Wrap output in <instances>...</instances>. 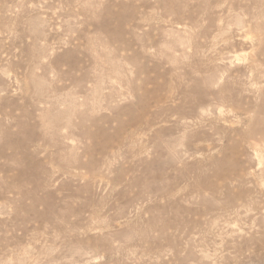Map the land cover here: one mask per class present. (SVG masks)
I'll list each match as a JSON object with an SVG mask.
<instances>
[{"label": "rangeland", "instance_id": "obj_1", "mask_svg": "<svg viewBox=\"0 0 264 264\" xmlns=\"http://www.w3.org/2000/svg\"><path fill=\"white\" fill-rule=\"evenodd\" d=\"M0 264H264V0H0Z\"/></svg>", "mask_w": 264, "mask_h": 264}]
</instances>
